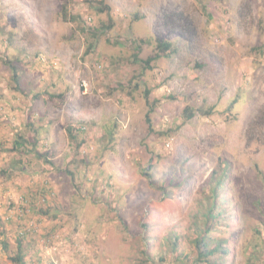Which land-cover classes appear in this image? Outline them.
Instances as JSON below:
<instances>
[{
  "label": "rangeland",
  "instance_id": "obj_1",
  "mask_svg": "<svg viewBox=\"0 0 264 264\" xmlns=\"http://www.w3.org/2000/svg\"><path fill=\"white\" fill-rule=\"evenodd\" d=\"M215 171L199 264H264V0H0V264H195Z\"/></svg>",
  "mask_w": 264,
  "mask_h": 264
},
{
  "label": "trees",
  "instance_id": "obj_2",
  "mask_svg": "<svg viewBox=\"0 0 264 264\" xmlns=\"http://www.w3.org/2000/svg\"><path fill=\"white\" fill-rule=\"evenodd\" d=\"M103 5V2H102ZM108 8H104L101 6V8L98 9V12H104L105 10H107ZM62 18L64 21L67 22H76L77 21V17L73 16L70 17L68 15V12L65 11V7H63V12H62ZM109 29V27H106ZM79 31L83 34H86V30L84 27L79 26ZM157 51L158 53L154 56L149 58L148 60L144 61L145 67L150 69V65L151 63L158 61L160 58L162 57H170L171 55L177 53V48L174 47V45L171 42L168 41H159L158 42V47H157ZM137 58V56H136ZM137 62H139V60H136ZM12 75L15 79H17V77H19V72L16 71L14 68H12ZM146 96L148 97L150 92L146 91L145 92ZM197 111H194L192 108H186L185 109V115L187 119H192L193 117H195ZM210 114V111H208L206 113ZM69 133H71V129L68 130ZM84 130L79 131L82 133ZM72 136V139L76 138L77 136ZM225 171H222L220 176L224 174ZM219 172H214L211 180H210V186L211 189L209 191L208 194H203V192H201V194L204 196L205 200H206V204H201L198 207V212L199 214L196 216L195 218V222L194 224L191 226L194 230V232L197 234V236H195V238L191 241L193 247H194V251L198 254V258L195 259V264H199L201 263L200 258L201 257H205L206 259H208V257H212L216 254H222L223 256L228 255V250L226 247H224L228 242L227 240H221L215 243V247L211 248L212 244L209 243V235L210 233L214 230V228L216 227V223L219 220L218 218L220 217V214H217V210L219 208V202L220 200H218L219 195H220V191H221V185H220V180L221 178L218 175ZM174 180H171L170 182H168L167 180L164 181V183L161 184V189H163L165 191V194L167 196L170 195V193L173 191V189H171L174 184H173ZM171 187V188H170ZM178 239L173 238V244L172 248L175 249L177 248V244H178ZM20 250V247L18 248ZM147 255V260L151 259V256ZM12 261H14L16 264H24V260L22 256H19L17 258H14ZM160 261H163L162 258H160Z\"/></svg>",
  "mask_w": 264,
  "mask_h": 264
}]
</instances>
